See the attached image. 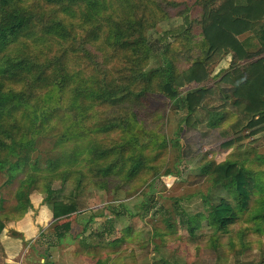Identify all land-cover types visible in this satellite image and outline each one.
I'll return each mask as SVG.
<instances>
[{
  "label": "trees",
  "instance_id": "1",
  "mask_svg": "<svg viewBox=\"0 0 264 264\" xmlns=\"http://www.w3.org/2000/svg\"><path fill=\"white\" fill-rule=\"evenodd\" d=\"M27 1L34 4L24 6ZM198 3L201 11L190 27L162 49L163 65L147 69L146 33L177 8L174 0H0V171L10 179L23 176L10 212H3L0 194V235L39 209L34 194L46 193L56 180L70 186L68 194L57 199L47 194L41 202L48 206L55 242H62L72 233L69 217L81 211L78 197L86 188L113 187L131 195L140 181L170 174L167 111L182 93L186 113L172 145L199 125L237 135L223 145L227 149L241 137L246 142L264 133V0ZM227 55L231 67L208 83L211 66ZM211 98L221 102L209 106ZM44 139H54L59 149L42 162L34 155ZM206 156L200 175L214 181L205 196L215 188L227 194L210 201L206 221L226 233L241 217L227 246L249 250L251 231L264 235V184L242 163H215ZM203 216L181 219L192 238ZM106 223L91 239L80 237L76 256L91 264H172L169 249L199 254L198 243L180 245L181 237L170 235L174 224L166 223L153 242L159 257L154 251L129 262L108 251L113 223ZM55 246H44L39 264H54L48 258ZM223 246L218 235L204 243L217 262Z\"/></svg>",
  "mask_w": 264,
  "mask_h": 264
},
{
  "label": "rangeland",
  "instance_id": "2",
  "mask_svg": "<svg viewBox=\"0 0 264 264\" xmlns=\"http://www.w3.org/2000/svg\"><path fill=\"white\" fill-rule=\"evenodd\" d=\"M174 1L178 4L177 8L172 9L167 19L158 21L156 26L150 28L146 33L147 42L151 48L147 69L163 65L162 49L164 46L174 44L175 38L190 27L191 18L200 14L201 7L198 0ZM29 4L34 3L24 2V6ZM179 11H186V14L178 15ZM176 47L174 45V48ZM230 67L231 58L227 55L220 62L211 66L212 74L208 83L217 79L219 74ZM66 101V98H62L60 103L63 105ZM220 102L218 98H211L206 103L209 106H215L214 103ZM185 113L182 93L170 104L167 111L166 133L173 141H175L174 138ZM95 119L96 116L89 118L86 124L94 123ZM226 132L227 129H208L206 126L200 125L198 128L183 131L176 145H172L173 141H170V154L166 167L171 173L148 180L144 184V181H140L138 186L135 185L137 193L129 195L125 189L113 187L104 190L90 186L83 190L78 197L81 211L69 217L73 223V230L62 242H55V238L52 236V222L48 206L41 202L47 194L54 199L68 194L70 186L61 185L60 181L56 180L46 193L37 192L34 194L39 209L33 213L28 212L23 218L11 223L12 227L8 229V235L18 242L14 248L15 252H13L15 258L12 260L15 264H21L19 262L39 264L38 262L41 263L40 260L43 259V254L46 252L44 246L56 245L54 248L56 250H53L52 255L48 258L54 264H87L86 261L77 263L78 260L75 259L77 257L75 252L82 245L80 237L91 239L90 235L93 230L110 221L113 223V227L111 226V234L107 236L108 251L110 253L111 251L120 252L129 262L138 258L142 259L146 257L147 253L154 252L153 242L159 240L157 233L160 230L158 227L165 228L166 223H169L174 224V228L171 230H175L170 235L180 236V245L187 241L199 245L197 257H187L184 253L173 254L169 249L168 257L172 264H259L260 262V264H264V235L260 236L251 231L249 250L228 249L227 239L236 236L242 226L240 225L241 217H238L229 226V231L226 233L216 231L215 228L209 226L205 218L209 211L210 201L214 202L218 195L226 194V192L223 189L215 188L209 196H205L214 177L205 178L204 175H200L201 166L204 164V154L207 153L206 157L213 159L215 163L224 160L242 163L247 169L258 172L257 180L264 184V133L258 134L246 142L241 137L237 144L227 149L223 145L229 141L232 142V139H236L237 135H230V139L225 134ZM58 149L54 145V139H44L38 145L34 156L43 162L46 158L53 157ZM22 178V175H17L10 179L8 173L0 171V194L4 198L3 212L12 210L15 204V193ZM29 213L35 219H32ZM182 213L183 215L180 216ZM198 213H202L204 216L199 219L200 226L192 238L187 223H181V219L185 220ZM127 228H130V232L127 233L128 236H124ZM214 235H218L220 242L224 244L221 248L222 256L218 262L215 260L216 255L209 254L204 247V243ZM123 236L128 240L123 244L118 243L121 239L124 240ZM153 256L159 257L157 250Z\"/></svg>",
  "mask_w": 264,
  "mask_h": 264
},
{
  "label": "crops",
  "instance_id": "3",
  "mask_svg": "<svg viewBox=\"0 0 264 264\" xmlns=\"http://www.w3.org/2000/svg\"><path fill=\"white\" fill-rule=\"evenodd\" d=\"M8 228L5 229V231L0 235V242L2 244L3 250L0 252V264H13L14 260L12 258H15V246L18 244L15 240H13L9 235H8ZM75 259H77V263H83V261H86L87 264H91L89 259L82 257V256H77ZM41 262L43 261L40 260ZM21 264H31L29 262H19ZM15 264V262H14ZM57 264V263H55ZM67 264V263H66ZM108 264H117L116 262L114 263L113 261L109 262Z\"/></svg>",
  "mask_w": 264,
  "mask_h": 264
}]
</instances>
